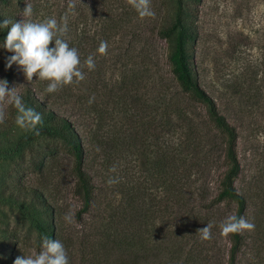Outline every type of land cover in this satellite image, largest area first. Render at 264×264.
<instances>
[{
	"label": "rangeland",
	"instance_id": "rangeland-1",
	"mask_svg": "<svg viewBox=\"0 0 264 264\" xmlns=\"http://www.w3.org/2000/svg\"><path fill=\"white\" fill-rule=\"evenodd\" d=\"M26 4L32 6L31 17L23 16ZM151 7L155 17L141 18L127 0H25L18 14L19 20L41 21L55 17L58 22L67 15L68 32L64 38L70 47L78 50L80 68L85 75L83 81L70 84L77 98H89L104 104L106 96L100 95L101 86L107 82L109 89H118L123 77L118 69L126 66L149 69L147 94L143 95L145 91H142L137 96L148 105L147 135H143L144 141H136L135 149L131 151L128 138L139 131V127H132L129 118H123L120 159L122 181L129 188L134 187L139 196L140 235L146 243L141 248L144 257L147 255L145 248L158 247L156 231L160 227L164 230V247L170 245L171 237L170 175L168 172L165 176L159 175L154 166L158 159L156 126L162 116L155 112L159 75L170 87L167 103H174L172 97L179 92L168 62L172 46L158 34L164 25L173 23L175 0H151ZM197 10L198 40L190 47L194 53L196 76L200 87L216 102L219 112L237 131L241 172L234 186L247 200L244 218L255 225L253 231L240 232L243 245L237 255V264H264V0H202ZM101 41L108 43L106 54L97 52ZM89 55H93L94 69L101 68L105 81L96 82L97 78L90 74L93 70L84 64ZM0 80H3L1 75ZM37 82L45 81L35 77L27 80L20 69L19 78L8 87H15L19 95L28 88L37 90V97L58 115L71 121L83 136L90 126L82 117V111L48 98L43 88V93H40L35 89ZM175 96L180 98L177 103L185 116L181 120L175 119L173 124L197 127L205 134L199 148L202 160H195L197 165L190 177L193 198L189 206L213 222L209 240L215 247V252H211L212 264H227L232 241L229 235H221L219 225L228 216L236 215L237 205L226 200L216 202L212 208L220 192L221 180L229 168L224 153L225 136L209 122L202 104H191L186 96ZM12 106L7 98L0 102V111L4 113V120L0 123L3 131L0 135V259L2 247L10 238L21 242L17 246L19 256H34L41 251L42 244H39L42 238L28 214L37 219H49V214L43 212L35 196L36 191L43 193L54 208L63 239L74 238L75 231H80L78 235L81 236L89 230V222L94 217V213L85 215L83 223L76 218L82 201L74 194L73 157L67 147L57 138L25 141L33 130L16 125L17 113ZM181 138L178 132L175 136L167 132L164 140L167 145H174L184 140ZM182 145L184 147L185 144ZM207 154L211 157L203 159ZM92 157L89 154L90 169L87 172L101 188L103 185L91 167ZM115 197L118 201L121 199L119 192ZM160 207L166 211L163 218L158 212ZM66 215H70L71 222L65 220ZM12 247L13 243L9 252ZM73 251L77 257L80 256L78 246ZM157 253L152 251L149 259ZM142 256L141 264H146Z\"/></svg>",
	"mask_w": 264,
	"mask_h": 264
},
{
	"label": "trees",
	"instance_id": "trees-1",
	"mask_svg": "<svg viewBox=\"0 0 264 264\" xmlns=\"http://www.w3.org/2000/svg\"><path fill=\"white\" fill-rule=\"evenodd\" d=\"M24 1L0 0V22L4 19L19 21L18 14L23 9ZM201 2L202 0H175L174 21L172 24L164 25L158 34L172 46L168 62L173 80L179 88V92L175 95L186 96L191 104H202L209 122L225 136L224 153L229 168L221 180L220 192L212 208L216 206V202L230 200L237 205L235 216L244 217L247 200L234 186V181L241 172V164L237 155L238 134L219 112L216 102L200 87L193 64L194 53L190 47L198 40L196 18L197 7ZM8 30L0 29V43L3 42ZM13 54L0 48V75L9 85L20 75L18 65L13 64L11 68L7 67V58ZM133 67L126 66L118 69L123 75L118 89H109L107 82L101 86L100 95L106 96L104 104L94 100L89 103V98H77L71 85L63 86L60 90L47 94L48 81L37 82L35 89H39L40 93H43L41 90L43 88L48 98L60 100L63 105H72L73 108H79L82 111V117L90 126L83 136L71 121L58 115L45 101L37 97V90L32 91L28 88L20 95L26 106L35 109L43 117L42 125L37 126V129L33 130L25 141L33 142L41 137H49L60 139L63 142L73 157L72 173L76 179L74 194L82 201V208L77 212L76 218L83 223L85 215L94 213L93 219L89 222L88 231H84L81 236L78 235L80 231H75L74 238L63 239L62 229L57 221L54 208L47 202L43 193L39 191L35 193L41 208L44 209L43 212L46 215L49 214V219H37L33 218L32 214H28L34 228L41 238L47 236L61 241L67 250L70 264H141V248L146 243L140 235L139 196L134 187L131 189L122 181L124 176L120 161L123 145L121 137L123 118H129L132 127H139V131L128 138L131 151H134L136 141L145 140L143 135H147L148 130V105L137 96L142 91H145L143 95L147 94L149 69L144 70L141 66L140 68ZM90 74L97 78L96 82H101V79L105 81L104 74L99 67ZM159 83L160 85L156 87L158 104L155 112L157 116L158 113L162 116L156 126L155 147L158 159L154 166L159 175L165 176L167 172L170 175L168 200L171 237H169L170 245L164 247L162 234L164 230L160 227L156 231L158 247L145 248L147 255L142 258L146 264H212L211 252H215V247L210 245L209 240L203 243L197 230L213 222L208 221L207 216L199 215L189 206L193 198L190 177L193 167L197 165L195 160H202L199 156V148L205 134L197 127L173 124L175 119L181 120L185 116L183 109L177 103L180 98L173 95L174 103H167V97L171 94L170 87L160 75ZM96 84L99 86L98 83ZM12 108L17 113L14 105ZM167 132L172 133L173 136L178 132L180 138L183 137L184 140L179 143L175 142L174 145H167V141L164 140ZM2 133L0 129V135ZM182 144H185L184 147ZM89 154L93 156L91 167L94 169L95 177L104 187H98L93 176L87 172L90 169ZM208 157L211 156L204 155L203 159ZM113 168L115 171L111 170ZM109 178L116 179L118 182L109 185L107 183ZM118 192L121 195L119 201L115 197ZM158 212L161 213V218L166 213L162 207L158 209ZM229 236L232 246L229 250L227 264H237V255L243 245V238L240 233L229 234ZM12 243L13 247L9 252ZM20 243L10 238V241L4 244L0 264H14L15 259L19 257L17 246ZM76 246L80 251L78 257L73 251ZM154 250L158 253L149 259L148 256Z\"/></svg>",
	"mask_w": 264,
	"mask_h": 264
},
{
	"label": "clouds",
	"instance_id": "clouds-1",
	"mask_svg": "<svg viewBox=\"0 0 264 264\" xmlns=\"http://www.w3.org/2000/svg\"><path fill=\"white\" fill-rule=\"evenodd\" d=\"M127 3L138 13L141 18L155 17L151 7V0H127ZM74 7V5H70ZM24 17L32 16L31 4H26L23 9ZM0 29H9L0 48L7 52L14 53L7 58V67L11 68L16 64L22 70L27 80L39 78L48 81L47 93H54L63 86L80 82L85 75L80 68V54L75 47H70L64 38L68 32L67 15L57 21L55 17H49L41 21L21 19L12 21L4 19L0 22ZM108 43L101 41L97 52L106 54ZM86 67L91 71L95 68L93 55H89L84 61ZM11 102L17 110L15 123L25 130H36L42 125L43 117L35 109L25 105L22 97L17 94L15 87L9 89L6 80H0V102L5 100ZM92 100L90 99L89 103ZM4 120V113L0 111V123ZM39 135V132L36 131ZM115 171V168L111 169ZM118 180L109 178L108 184L117 183ZM65 220L71 222L70 215ZM213 224L208 223L206 227L197 230L202 240L212 238ZM220 233L223 236L240 233L244 230L253 231L255 225L243 216H228L219 225ZM14 264H70L67 250L61 241L51 239L47 236L42 238L41 251L36 255L19 256Z\"/></svg>",
	"mask_w": 264,
	"mask_h": 264
}]
</instances>
